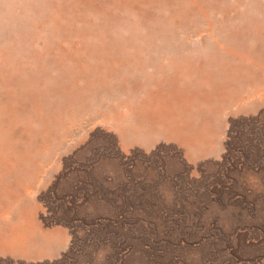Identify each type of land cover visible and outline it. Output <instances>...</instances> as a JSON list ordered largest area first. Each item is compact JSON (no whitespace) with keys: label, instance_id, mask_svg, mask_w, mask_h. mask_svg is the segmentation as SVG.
<instances>
[{"label":"bare ground","instance_id":"6f19581e","mask_svg":"<svg viewBox=\"0 0 264 264\" xmlns=\"http://www.w3.org/2000/svg\"><path fill=\"white\" fill-rule=\"evenodd\" d=\"M207 1L0 0V36L12 38L0 40V251L63 245L61 231L38 226L29 190L55 140L103 99L144 92L116 115L125 143L168 136L192 155L216 150L221 109L238 99L230 87L264 82V0ZM6 13L23 23L20 38ZM200 21L210 40L192 47Z\"/></svg>","mask_w":264,"mask_h":264},{"label":"rangeland","instance_id":"374dc122","mask_svg":"<svg viewBox=\"0 0 264 264\" xmlns=\"http://www.w3.org/2000/svg\"><path fill=\"white\" fill-rule=\"evenodd\" d=\"M4 20L20 38L23 23ZM196 26L204 30L192 47L210 40L205 23ZM230 90L238 99L221 109L218 146L199 155L168 136L123 141L116 115L143 91L87 107L28 194L38 226L61 231L63 245L29 257L0 251V264H264V82Z\"/></svg>","mask_w":264,"mask_h":264},{"label":"crops","instance_id":"0c3cea01","mask_svg":"<svg viewBox=\"0 0 264 264\" xmlns=\"http://www.w3.org/2000/svg\"><path fill=\"white\" fill-rule=\"evenodd\" d=\"M235 100H232V101H228V103H233ZM221 102H226L227 103V100L225 98L221 99Z\"/></svg>","mask_w":264,"mask_h":264}]
</instances>
